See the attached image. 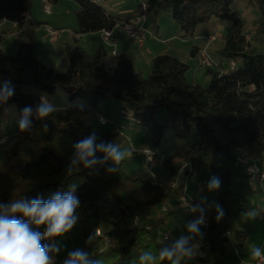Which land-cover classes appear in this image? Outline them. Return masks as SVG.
I'll return each instance as SVG.
<instances>
[{
  "label": "trees",
  "instance_id": "1",
  "mask_svg": "<svg viewBox=\"0 0 264 264\" xmlns=\"http://www.w3.org/2000/svg\"><path fill=\"white\" fill-rule=\"evenodd\" d=\"M73 1L78 4L75 34L79 36L112 32L118 25L135 19L143 5L153 23L161 13H169L184 39L193 38L200 25L212 20L226 21L228 34L215 55L230 67L225 70L220 66L204 87L190 83L186 77L189 65L171 55L154 58L151 72L145 77L135 71V54L131 49L117 53L116 64L109 66L104 46L92 55L78 46H69L68 68L66 72H57L35 54L34 36L43 24L32 15V0H0V84L10 81L15 88L14 96L0 105V125L3 109L11 104L21 114L25 106L38 104L41 96L61 91L68 99L64 105H55L58 111L45 120L33 116L29 131L5 136L0 202L17 196L48 199L75 184L80 202L76 224L81 226L86 240L96 235L86 251L104 264H134L143 251H159L163 246L160 230L177 219L176 213L180 211L174 207L182 204L185 197L179 175L184 172L193 176L206 168L222 180L212 204L222 205L225 215L217 223L214 207L208 208L204 237L197 238L201 255L182 264H227L232 232L240 246L247 241L249 209L233 190L235 181L241 183L242 175L234 173L223 159L242 152L246 163L264 162V50L257 46L264 37V0H140L137 10L125 16L112 14L96 0ZM235 1L257 10L252 32L246 30V18L233 9ZM5 22L15 25L26 36L13 56L2 49L9 35L2 28ZM231 64H235L233 69ZM108 99L123 104L122 113L129 116L132 124L147 130L155 147L160 146L167 130L174 131L176 150L164 162L171 177L169 183L133 178L122 165L113 173L107 172L105 165L97 166V171L81 166L73 174H66L73 145L92 132L105 142L120 146L125 142L117 128L94 129L84 121ZM160 109L165 110V115L158 121ZM197 202L198 198L192 203ZM167 205L173 209L163 214ZM187 213L190 220L198 215L189 209ZM258 213L264 221V208L258 209Z\"/></svg>",
  "mask_w": 264,
  "mask_h": 264
},
{
  "label": "clouds",
  "instance_id": "2",
  "mask_svg": "<svg viewBox=\"0 0 264 264\" xmlns=\"http://www.w3.org/2000/svg\"><path fill=\"white\" fill-rule=\"evenodd\" d=\"M14 94L15 88L10 81L0 84V105L6 104ZM57 111L58 108L53 103L41 96L38 104L25 106L21 110L18 120L20 132L31 129L33 116L45 120ZM44 127L46 129L47 124ZM97 153L103 155L97 156ZM130 155L132 153L123 150L120 144L99 140L96 132H92L73 145L66 174H73L81 166L87 170L97 171V166L105 165L107 172H117ZM221 185V178L213 175L205 188L208 193H214ZM76 187L73 184L67 191H57L48 199L42 196L32 198L17 196L8 202H0V264H56L55 256L62 250L61 246L55 242L48 244L46 241H55L64 237L76 225L78 220L76 211L80 203L75 195ZM186 207L190 212L198 213L195 218L188 221L187 234L172 240L168 234L164 235L160 240L163 246L158 252L145 250L136 258L134 264H161L163 261H168L169 264H182L201 255L197 238L202 240L204 237L202 226L207 225L208 208L214 207L217 223L223 219L225 210L218 203L209 204L206 195L200 196L197 203H189L186 200ZM258 217H261V214L254 213L252 218ZM41 227L43 231L39 230ZM95 239L96 235H90L86 244L91 245ZM248 252L252 260L264 262V252L260 247H251ZM62 264H104V262L93 256L92 252L75 248L67 253Z\"/></svg>",
  "mask_w": 264,
  "mask_h": 264
},
{
  "label": "rangeland",
  "instance_id": "3",
  "mask_svg": "<svg viewBox=\"0 0 264 264\" xmlns=\"http://www.w3.org/2000/svg\"><path fill=\"white\" fill-rule=\"evenodd\" d=\"M113 1L112 0H106V1L98 0L97 2L99 5L105 8L106 7L111 8V6L114 4ZM76 5L78 6V4L73 0H67V2L58 0L56 3L54 2L51 3V8H52L53 14H55L57 10L60 12H64L65 14H69L70 17L67 16V18L74 19L77 25ZM129 6H131V8L134 10L137 5L133 6V4H129ZM232 7L234 10L238 11L239 13H241L243 17L246 18V30L248 32H252L253 30L252 20L253 18H255V15H256L255 12L257 10L254 9L253 7H249L246 9L245 3L242 1L241 2L235 1L232 4ZM41 11H42V16L44 18H50L52 16V15H47L43 11V8H41ZM160 21L162 22L164 31L171 30V24L177 25L174 19L172 18V16L166 12L161 13V15L157 17L156 22L154 23H157ZM45 22H48V21H45ZM152 23L153 21L149 19L148 24L152 25ZM43 26L44 25H42V29H43ZM154 29H153V32L155 33ZM228 30H229L228 22L226 21L218 22L215 20H212L209 23L200 25V27L197 30V33L203 32V34L205 35L207 34L217 35V41L213 44V46L209 48V52L213 54L212 57H213V60L216 62V64L220 62V59L215 55L214 52L216 49L222 46L224 42V38L228 34ZM182 35L183 33H181V36ZM157 36H159L158 37L159 40H164L166 38L165 35H162V34L160 35L158 34ZM176 39L181 40L180 37L179 38L177 37ZM193 39L194 38H191L188 40L193 41ZM45 40H46L47 45L49 44L50 46L55 45L51 43V41H49L47 37L45 38ZM14 46L15 44L13 40H11V38H7L5 41L4 48H5L6 53L10 52V53H7L8 56H13L16 54V51H14L15 50ZM50 46H47V47L49 48ZM257 46L260 50H264V37L260 39ZM135 50L139 51L137 49ZM54 58L57 61L56 56H54L53 59ZM63 62L64 61H62V57H58V62L54 63V65H52L53 66L52 68L57 72H61V73L66 72L67 70L66 68L68 67H65ZM66 62L68 63V61ZM150 64H152V60L150 62H147L144 54H137V59H135V64H134L135 71L136 72L141 71L145 77H148L150 74L149 73ZM224 65L226 69L230 67V65L227 64L226 62H224ZM205 67H207L206 69L209 70L210 74H209L208 79L203 81L202 86L207 87L212 77L218 71V68L217 66H210V67L205 66ZM189 78H191L190 75H189ZM189 80L191 81V79ZM64 95L65 94L63 92L58 91L55 94L47 95L46 97L49 99H52L53 104H62V103L66 104L68 103V99L63 98L65 97ZM108 101H111V103L113 102L121 103L119 101L112 100V99ZM102 107L105 108V106H102ZM116 109H117L116 107L113 108L109 106L106 108V111L104 110L105 112L104 114L114 124L121 126L123 129H125V131L127 130L126 131L127 134L124 135L125 142L123 143V145H121V148L123 150H128L129 152L132 153V155L127 157L125 161L122 163L123 170L133 178H143V179H148V180H152L154 178L155 180L159 182L169 183L171 181V177L164 167V162L176 150L177 139H176L174 131L167 130L164 134V138L160 146L155 147L151 143L149 133L144 127L132 124L128 115H124L123 113L121 114V112L117 111ZM164 115H165V110L160 109L157 112V116H156L157 120L160 121ZM1 117H2V123L0 125V139L2 136H7V137L14 136L20 131L18 127V120L20 118V114L18 112L16 105L11 104L5 107V109H3L2 111ZM89 120L94 122L93 123L94 129L102 130V129H109L111 127V125L109 124L107 126L98 125L95 115H92L89 118ZM127 125H129V128H128L130 129L129 131L126 128ZM196 137L197 136H195L194 138L196 139ZM139 143L144 144V147H150L152 149H155V151L158 153V157L160 158L161 162L154 169L153 172H150L148 167L145 165L144 157L142 156L141 152L134 153L133 151L134 146L135 148H137V145ZM5 144L0 145V164H3L5 162V148H6ZM239 153L240 152H236L234 154L226 156L224 157L223 160L226 164L230 165L234 173L241 175L243 172L244 165L236 161ZM162 157L164 158L162 159ZM211 176H213V174L211 173L210 170L206 168L202 169L199 173L193 176H187L184 172H182L179 175L178 180L182 182L184 185L185 197L189 200H194L196 198H198L199 200L200 196L206 195L208 198V203L212 204L215 192L208 193L205 188ZM240 181H241L240 184L238 183V181H235L233 190L235 193L239 194L241 203L247 206L249 209V213L246 218V224L249 230V236L247 238L245 245L240 246L234 237V233L232 232L229 238L228 252L225 258V262L227 264H253L255 263L256 260H252L248 252V249L254 246L260 247L262 252H264V221L261 217H258L256 219L252 218L254 213H258V209L264 208V191H262L257 184L252 185L248 181H246V179L242 177L240 178ZM198 184L204 185V191L201 194H198V191H197ZM165 208L166 210H162L163 214L164 213L166 214L170 211V209H173L171 205H167ZM174 208L177 209V211L178 210L180 211L176 213L177 219L171 220L166 227L160 230V233H170L172 236L171 239L178 238L180 235H186L187 234L186 225L188 221H190V215L187 213L188 209L184 208L182 204H178ZM202 232L203 233L205 232V228L203 227H202ZM54 242L59 244L62 249L60 253L55 256L56 264H62L63 259L66 258L67 253L69 251L75 248H83L85 250L87 248L86 239L84 238L82 234L81 226L79 224H76L73 227V229L69 233H67L64 237L57 238L55 241H51V244Z\"/></svg>",
  "mask_w": 264,
  "mask_h": 264
},
{
  "label": "crops",
  "instance_id": "4",
  "mask_svg": "<svg viewBox=\"0 0 264 264\" xmlns=\"http://www.w3.org/2000/svg\"><path fill=\"white\" fill-rule=\"evenodd\" d=\"M62 1L67 2V0H62ZM96 1H98V0H96ZM104 1H106V0H104ZM113 2H114V4L111 6V8L106 7L105 9L108 10L109 12H111L112 14L122 15V16H125V15H128L130 13L135 12L137 10V7L140 4V0H126V1L125 0H114ZM129 4H133V6H136V5L137 6L133 10L131 8V6H129ZM41 8H42L41 0H32V15L37 21H39L40 23H42L44 25L43 29L41 26L37 30V32L34 36V48H35V54L37 55L38 59L40 61H42L45 65H47L51 68L53 67L52 65H54V63L58 62V57H62V61H64L63 62L64 66L68 67V63L66 62L67 59H66L65 54H66V50L69 46H78L81 50H83L85 53L90 54V55L95 54L101 48V46H104L105 50L107 52V65H109V66H113L116 64V55L113 54L114 52H116V54H117V53L125 51L127 49H131L135 54V59H137V54H144L147 62H150L151 60L153 61V59L159 55L167 54V55H171V56L181 60L182 62L188 64L190 69L187 72L186 77L190 83H198V84L202 85L203 81L207 80L209 77V74H210L209 70L206 69L207 67H205L201 64V60L199 57V51L206 47V43H205L204 38L211 36V35H208V34L205 35V34H203V32L197 33V30L200 26L197 27V29L194 33L193 41H189L188 39L182 38V36H181L182 32H181L178 25L171 24V30L164 31L161 21L157 22V23H152V25H149L148 20L150 18L148 16V18L141 23V27H142L143 31L145 32V35H144L143 46L139 47L135 43H133L132 41H130L128 39V37L124 34L122 27L120 25H118L111 32V40L109 41V43H105L103 41V38H102V33H91V34H86L83 36H79V35L75 34V30L77 29V25H76V22L74 21V19H72V18L68 19L67 18V16L70 17L69 14H65L64 12H60L57 10L55 14H53V12H52V14H51L52 16L50 18H44L42 16ZM245 8L247 9L248 7L245 6ZM76 9H78L77 5H76ZM45 21H48V22H45ZM47 27H50V28H53V29L59 31V37H58L57 41L51 42L55 45L50 46V44L47 45V43H46L45 38L47 37V34H46V28ZM2 28L4 30L9 31V35L4 39V41L2 43V49H3L4 53H6L4 46H5V41L7 38H11V40H13V42L15 44V46H14L15 50L14 51H17L18 44L21 41L26 40V36L21 31H18V29L15 25L10 24L8 22L3 23ZM153 29L155 30V33L153 32ZM158 34L159 35L160 34L165 35V37H166L164 39L165 41L159 40L158 39L159 36H157ZM203 35H205V36H203ZM177 37L178 38L180 37L181 40L176 39ZM47 46H50V47L48 48ZM222 46H223V44H222ZM222 46L220 48L216 49L214 53H216L219 49H221ZM210 47H208V52H209ZM194 48H196L195 54H193ZM135 49H137L139 51H136ZM136 52H137V54H136ZM7 53H10V52H7ZM209 54L211 56L213 55L210 52H209ZM54 56H56L57 61L55 58L53 59ZM151 65L152 64H150V72H151V67H152ZM217 65H218V67H217L218 70L220 69V66H222L225 70H228L225 68L224 63H222L221 61L218 62ZM134 69H135V67H134ZM137 72L142 73L141 71H137ZM189 75L191 78H189ZM189 79H191V81ZM63 98H65V97H63ZM108 100H110V99H108ZM108 100L104 101L97 108V112L88 115L84 119L85 123L93 128L94 122L89 120V118L92 115H95L96 121L98 122L97 115L101 114L109 121V125H111L110 128H117V130L121 131V133L123 135H126L127 130L125 131V129H123L121 126L114 124L104 114L105 113L104 110L106 111V108L109 106H111L113 108L116 107L117 108L116 110L120 111L122 114L123 104L114 103V102L111 103V101H108ZM50 102L53 103L52 99H50ZM54 105H64V104L62 103V104H54ZM102 106H105V108ZM113 118H115V117H113ZM98 125H100L99 122H98ZM100 126H102V125H100ZM126 128L128 129L129 126H126ZM129 130L130 129H128V131ZM2 137H5V136H2ZM133 143H134V141H133ZM137 148H135V146H134V150H133L134 153L141 152V154H142V150L144 148H147V147H144V144L139 143L137 145ZM163 158L164 157H162V159ZM158 159H159V163H160L161 162L160 158L158 157ZM236 161L239 162L240 164L244 165L243 172L241 175H242V178L246 179V176H245V164L247 162L246 155L244 153L240 152ZM258 164L264 168V162L258 163ZM246 181H247V179H246Z\"/></svg>",
  "mask_w": 264,
  "mask_h": 264
},
{
  "label": "built area",
  "instance_id": "5",
  "mask_svg": "<svg viewBox=\"0 0 264 264\" xmlns=\"http://www.w3.org/2000/svg\"><path fill=\"white\" fill-rule=\"evenodd\" d=\"M100 1H104V0H100ZM41 3H42L43 11L47 15H51L52 8H51L50 0H41ZM147 18H148L147 7L143 5L141 8L140 14L135 19L121 26L124 34L128 37V39L139 47L143 46L144 35H145V32L143 31L141 27V23L145 21ZM46 34L51 42H56L59 37V31L53 28H50V27L46 28ZM102 38L105 43H109V41L111 40V32H107V31L103 32ZM204 40L206 43V47L199 51V57L201 60V64L203 66H208V67L217 66L216 62L213 60V57L208 52V47L212 46L217 41V35H211V36L205 37ZM113 54L116 55V52H114ZM234 67H235V64H231V69H233ZM97 120L99 124L102 126H106L109 124V121L101 114L97 115ZM6 142H7L6 137H3L0 139L1 145H4ZM142 155L144 157L145 165L148 167L150 172H153L154 169L159 165V159H158L157 152L154 149L147 147L142 150ZM245 176H246L247 181L250 184L252 185L257 184L260 187V189L264 191V168L261 165L255 162L246 163L245 164ZM152 180L155 181L154 178ZM202 189H204V185L198 184L197 186L198 194H201L203 192ZM186 200H188L189 203H192L193 200H189L186 197L182 199L183 207L188 209L186 207ZM207 226H208V221H207V225L202 226V227L206 228ZM166 234L169 235L170 240H171L170 233H163L162 238ZM227 235L230 236L229 233ZM253 264H264V262L256 260L255 263Z\"/></svg>",
  "mask_w": 264,
  "mask_h": 264
}]
</instances>
